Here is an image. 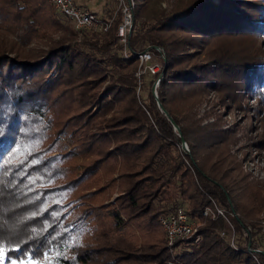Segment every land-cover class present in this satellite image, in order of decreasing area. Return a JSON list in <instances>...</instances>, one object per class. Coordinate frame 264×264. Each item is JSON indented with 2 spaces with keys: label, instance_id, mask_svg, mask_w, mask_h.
Segmentation results:
<instances>
[{
  "label": "trees",
  "instance_id": "obj_1",
  "mask_svg": "<svg viewBox=\"0 0 264 264\" xmlns=\"http://www.w3.org/2000/svg\"><path fill=\"white\" fill-rule=\"evenodd\" d=\"M166 1L134 0L124 57L120 10L105 31L78 32L48 0H0V28L43 43L0 47L3 264H264V188L217 107L264 114V0ZM144 49L161 62L147 101ZM183 202L225 217H201V241L172 255L159 218Z\"/></svg>",
  "mask_w": 264,
  "mask_h": 264
},
{
  "label": "built area",
  "instance_id": "obj_2",
  "mask_svg": "<svg viewBox=\"0 0 264 264\" xmlns=\"http://www.w3.org/2000/svg\"><path fill=\"white\" fill-rule=\"evenodd\" d=\"M56 10V12L65 17L78 31L95 30L105 31L109 28L113 19H104L98 16L95 12L78 5L74 0H48ZM123 6L121 7V21L117 27V36L119 42L125 44L127 39V32L133 26V7L134 0H123ZM134 57L137 59L139 66L136 72V76L141 78L144 75H153L160 71L161 62L154 59L153 53L148 50H138L134 52ZM123 56L129 57L128 51L123 50ZM158 79L156 80V83ZM155 83V84H156ZM184 149L188 150L186 143L183 144ZM210 216L225 217L224 209L215 205L214 207H206L202 210L201 214H189L184 208L179 207L175 211L162 215L159 221L165 232L166 247L169 252L174 255L175 244L177 240H191L195 243L201 241L202 236L199 233L201 228V217ZM261 228L264 232V208L261 213ZM224 231L221 235H224ZM234 235L229 239L230 244L234 245ZM160 264H178L174 259L166 260Z\"/></svg>",
  "mask_w": 264,
  "mask_h": 264
},
{
  "label": "rangeland",
  "instance_id": "obj_3",
  "mask_svg": "<svg viewBox=\"0 0 264 264\" xmlns=\"http://www.w3.org/2000/svg\"><path fill=\"white\" fill-rule=\"evenodd\" d=\"M78 5L90 9L91 11L95 12L98 16L104 19H113L116 17V11L120 10L123 6V0H74ZM166 0H163L162 7H165L167 4ZM60 19L66 21L65 17L60 16ZM122 20V19H121ZM20 33H11L3 28H0V47L5 46L6 44L9 46L10 44L14 43V46L25 47V48H39L43 46V43L38 41L39 39L33 38L28 44L22 43ZM57 37V36H56ZM143 45H140V47ZM144 47V46H143ZM141 47V48H143ZM138 48V49H141ZM126 46L122 43V50H125ZM119 50V49H118ZM154 56V55H153ZM154 59L159 61L160 60L154 56ZM152 79L150 75H147L142 80V85L139 90V95L142 100L147 101V94L150 91L149 82ZM152 91V90H151ZM210 99L213 103L217 102V97L214 93H210ZM217 104V103H216ZM254 99L248 98L247 99V106L248 108L252 105H256ZM220 113L224 112L223 115V122L225 127H229L234 125L235 123L238 125V129L240 133V141L238 145L232 148V152L237 154V156L243 160V169L249 173L251 179L255 182H258L264 188V139L260 137L261 131L263 130L264 126V114L257 113L256 110L252 113L249 109L245 111H236V112H229L225 111V109L219 105L217 106ZM249 114V115H247ZM211 119H209L210 121ZM262 141L261 145L257 143ZM264 191V190H263ZM114 195L110 196V200L113 201ZM182 208L186 207V203H180ZM263 210V209H262ZM262 213V211H261ZM261 213H260V220H261ZM225 234L223 235L227 239H231V236L234 235L232 232L224 231ZM261 236V238H260ZM264 232L260 229V232L257 234V238L261 247L264 249ZM234 242L244 244V240L239 237L238 234L234 235ZM260 238V239H259ZM21 264V263H17ZM27 264V263H25ZM36 264V263H34Z\"/></svg>",
  "mask_w": 264,
  "mask_h": 264
},
{
  "label": "snow or ice",
  "instance_id": "obj_4",
  "mask_svg": "<svg viewBox=\"0 0 264 264\" xmlns=\"http://www.w3.org/2000/svg\"><path fill=\"white\" fill-rule=\"evenodd\" d=\"M9 251H12V250H9ZM35 254L36 253H31V255H35ZM4 258H5V250L3 248H0V264H3ZM11 264H17L16 260H12ZM21 264H25V262L21 261ZM27 264H34V262L28 261Z\"/></svg>",
  "mask_w": 264,
  "mask_h": 264
},
{
  "label": "water",
  "instance_id": "obj_5",
  "mask_svg": "<svg viewBox=\"0 0 264 264\" xmlns=\"http://www.w3.org/2000/svg\"><path fill=\"white\" fill-rule=\"evenodd\" d=\"M155 86L156 84H154L152 86V92H153V95L155 96V98H157V94H156V91H155ZM170 121L174 124V121L172 119H170ZM175 129H178V126L177 125H174ZM185 143V141L182 139V145ZM259 252H261L263 255H264V250H257Z\"/></svg>",
  "mask_w": 264,
  "mask_h": 264
}]
</instances>
